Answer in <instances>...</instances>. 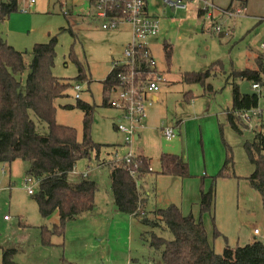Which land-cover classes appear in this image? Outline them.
<instances>
[{
  "label": "rangeland",
  "instance_id": "rangeland-1",
  "mask_svg": "<svg viewBox=\"0 0 264 264\" xmlns=\"http://www.w3.org/2000/svg\"><path fill=\"white\" fill-rule=\"evenodd\" d=\"M160 1L148 0L150 13L159 20V32L150 39V47L156 70L165 76V80L159 83L156 100L145 106L141 126L136 128L138 138L129 144L125 143L124 134L113 126L120 111L101 105L103 87L100 82L111 70V60L122 57V47L128 36L125 25L126 30L124 27L104 30L88 15L75 18V14L86 11V0H34L31 5L30 0H18V10L0 22V34L10 45L25 53L27 63L34 43L46 42L50 36L56 35L52 72L70 80L76 76L77 68L68 57L73 38L66 30L63 14L62 5L67 4L68 11L71 10L77 20L73 50L83 64L90 84L71 80L68 95L55 101V118L57 122L64 121L59 123L75 128L81 139L82 111L61 107L75 104L78 92L80 100L96 105L90 120V137L93 142L102 144L98 157L92 154L88 159L78 160L68 174V180L74 182L86 172L84 177L98 184L93 211L67 221L64 235H51L50 244L42 242L41 228L51 229L58 222V214L54 212L48 217L39 214L32 194L27 191L28 186L34 192L37 188V181L32 177L28 180L26 175L28 163L19 159L10 164L0 162V246L15 250V262L157 263L161 251L150 247L148 238L141 234L151 229L158 235L171 238L170 232L149 228L135 216L113 213L109 168L121 163L129 151L133 159L138 155L147 156L151 169L155 171L137 180L148 212L173 203L183 214L191 213L198 219L200 189L207 190L212 186V216L205 213L201 220L209 244L216 253H221L225 247L243 246L254 238L259 239L260 236L253 234L255 227L264 235V207L259 192L247 180L253 165L243 147L245 141L253 140L255 131L264 134V86L257 89L258 106L248 113L247 118L239 114L241 133L229 126L225 115V110L231 107V84L226 80L228 73L232 69H254V55H264L260 50V44L264 42V0H246L244 12L235 16L226 15L223 10L243 8L234 5L228 8L229 0H212L223 12H214L210 19L195 12L194 2L180 10L163 6ZM216 26L221 30H214ZM229 31L231 33L226 35ZM164 42L172 45L169 65L164 56ZM216 61H221L222 67L215 65V74L208 77L204 85L182 80L184 72L205 71ZM28 72L27 66L22 74L23 80ZM152 76L153 73H148L145 78ZM76 85H83L82 91H77ZM30 115L37 130L46 133V125L32 113ZM167 128L174 129L176 136L167 139L163 134ZM161 153L179 155L186 162L189 175L156 173ZM227 155H231L232 164L229 165L230 174L224 176L218 172ZM2 168L6 171L2 172ZM4 216L8 221H4ZM214 232H217L215 236Z\"/></svg>",
  "mask_w": 264,
  "mask_h": 264
},
{
  "label": "trees",
  "instance_id": "trees-1",
  "mask_svg": "<svg viewBox=\"0 0 264 264\" xmlns=\"http://www.w3.org/2000/svg\"><path fill=\"white\" fill-rule=\"evenodd\" d=\"M232 1L238 3L241 8L246 5V0ZM232 1L228 8H231ZM17 10L18 0H0V22ZM70 11L66 8L63 12L67 22L66 30L73 38L68 57L77 68L76 76L70 80L58 77L52 72L56 55V35L50 36L46 42L34 43L30 51L31 59L27 63L24 60L25 53L10 45L0 34V162L10 164L17 159L26 161L28 163L26 175L37 181L32 198L37 204L39 214L48 217L57 212L58 222L53 224L51 229L41 228V238L45 244H50L51 235H64L67 221L93 211L95 192L98 189L95 181L84 176L74 182L68 180V174L78 160L88 159L92 154L95 157L99 155L102 144L93 142L90 137V120L96 105L76 98L75 104L61 106L68 110L77 108L82 111L80 140L77 138L75 128L61 124L55 118V101L68 95L67 91L72 87L71 80L90 82L83 64L73 50L77 35L74 29L77 25L75 18L79 15L87 16L77 13L73 18ZM89 19L94 21L92 18ZM163 50L169 65L172 45L164 42ZM254 64V69L230 70L226 79L230 80L231 84V107L225 110L226 120L237 133L242 132V126L239 124L242 119L239 114L256 108L259 100V91L256 90L257 94L244 95L240 91V84L247 80L250 84L264 86V55H256ZM215 65L222 67V62H213L202 72H184L182 80L185 83L204 85L207 78L215 74ZM27 66L29 72L23 80L22 74ZM124 69L122 65L112 67L101 81L103 87L101 105L110 106V91L115 85H121L117 74L124 72ZM209 87L210 85L207 86ZM31 113L40 123L46 125V133L41 134L37 130ZM243 147L249 162L253 165V171L247 180L250 186L259 192L264 207V134L255 131L253 140L245 141ZM231 158V155L226 156L218 174L224 176L230 174ZM109 169L111 195L117 209L135 216L149 228L167 230L171 234V238H165L151 229L141 234L142 237L148 238L150 247L161 251L160 260L154 264H264V243L261 242L264 235L261 231L259 239L254 238L243 246H235L234 251H231L230 247H225L221 253H216L211 247L201 215L207 213L212 216L214 208L212 186L207 190L200 189L198 219L191 213L183 214L173 203L148 212L145 210L146 199L138 190L137 180L155 172L151 169L149 158L138 155L130 163L122 161L110 165ZM156 173L180 177L189 175L186 162L179 155L170 153L159 155V170ZM211 181L213 182L214 178ZM216 234L217 232H214V236ZM0 249L1 264H21L13 260L15 252L13 248L0 246Z\"/></svg>",
  "mask_w": 264,
  "mask_h": 264
},
{
  "label": "built area",
  "instance_id": "built-area-1",
  "mask_svg": "<svg viewBox=\"0 0 264 264\" xmlns=\"http://www.w3.org/2000/svg\"><path fill=\"white\" fill-rule=\"evenodd\" d=\"M34 0H30V5ZM164 6L173 9L184 10L189 3L194 2V10L202 17L210 19L214 12H223L229 16L241 13V9L220 10L212 0H161ZM86 11L80 12L96 19L100 27L104 30L117 29L125 25L130 31V38L122 51V57L113 62L112 67L122 65L124 72L117 74L121 85H115L110 93L109 104L120 111V116L115 121L116 128L124 134V141L129 144L137 135L136 128L141 126V118L145 114V106L156 100V93L160 90L159 83L165 80V76L157 72V66L151 52L150 39L159 32V20L155 15L149 14L147 10V0H86ZM66 11L67 4L62 5ZM200 16V17H201ZM216 31L221 27L216 26ZM260 49L264 53V43L260 44ZM148 73H153L150 78H145ZM251 89L257 90L258 84H250ZM80 91V85H76ZM79 97L76 92L75 98ZM248 112L242 113V118L248 117ZM167 139L176 136L172 128L163 131ZM133 160L129 151L122 160L130 163ZM2 172L5 169L2 168ZM30 180V176H28ZM27 191L32 194L33 189L28 186ZM7 216H4L6 219ZM255 236H260V230H253ZM264 243V237L261 238ZM234 251V248L230 249Z\"/></svg>",
  "mask_w": 264,
  "mask_h": 264
},
{
  "label": "crops",
  "instance_id": "crops-1",
  "mask_svg": "<svg viewBox=\"0 0 264 264\" xmlns=\"http://www.w3.org/2000/svg\"><path fill=\"white\" fill-rule=\"evenodd\" d=\"M231 1L232 0H229V2H228V4L226 5L227 7L229 6V4L231 3ZM161 2V1H160ZM233 2V1H232ZM236 3V2H235ZM161 4L163 5V3L161 2ZM232 5H234V6H237L238 7V3H236V4H233L232 3ZM164 6V5H163ZM232 7V6H231ZM147 10H148V12H149V14H152V15H154L152 12L150 13V11H149V7H148V0H147ZM181 10V9H180ZM244 12V8L242 9V13ZM156 16V15H155ZM157 17V16H156ZM262 17V16H261ZM158 18V17H157ZM260 18V17H259ZM259 18H258V20H259ZM262 20H264V16H263V19ZM121 27H124L125 28V26H123V25H121L120 26V28ZM228 27H230V31H231V26H228ZM125 30H126V28H125ZM229 31V33H227L226 35H228V34H230L231 32ZM127 38H126V41L124 42V44H123V47H122V51H123V48H124V46L126 45V43L128 42V40H129V38H130V31L129 30H127ZM262 43H264V42H262ZM261 50V49H260ZM261 53H263L262 51H261ZM258 54H260V53H257L256 55H258ZM264 54V53H263ZM121 55H122V53H121ZM256 55H254V57L256 56ZM121 57H118V58H116V59H114V60H111V68H112V65H113V62H115V61H117V60H119ZM102 80H100V82H101ZM83 85H85V83H83ZM83 85H81V86H83ZM81 86H80V88H81ZM80 91H82V89L80 90ZM157 97V96H156ZM78 98H80V94H79V97ZM58 100V99H57ZM227 109H229V108H227ZM56 112H57V109H56ZM59 121V120H58ZM59 122H62V123H64V121H59ZM115 124V123H114ZM114 124H113V126H114ZM137 136H138V134H137ZM77 138L78 139H80L79 137H78V135H77ZM138 138V137H137ZM98 165V164H97ZM109 165V164H108ZM98 166H101V165H98ZM5 169V168H4ZM153 170V169H152ZM5 171H6V169H5ZM71 173V172H70ZM69 173V174H70ZM86 173V172H85ZM85 173H82V176H84L85 175ZM110 179V178H109ZM79 180V179H78ZM69 181H71L70 179H69ZM111 197H112V195H111ZM143 197H144V195H143ZM111 200H112V202H113V198H111ZM113 204H114V202H113ZM114 209H113V213L115 214V215H117V213L119 214V213H121L118 209H117V207L115 206V204H114V207H113ZM145 210L147 211V209L145 208ZM4 221H8V219H4ZM12 227V226H11ZM0 255L2 256V252H1V249H0ZM0 264H1V261H0Z\"/></svg>",
  "mask_w": 264,
  "mask_h": 264
},
{
  "label": "water",
  "instance_id": "water-1",
  "mask_svg": "<svg viewBox=\"0 0 264 264\" xmlns=\"http://www.w3.org/2000/svg\"><path fill=\"white\" fill-rule=\"evenodd\" d=\"M240 91L242 94L244 95H253V94H257L256 90L251 89L250 87V82L245 80L240 84ZM137 135L135 136V139H137Z\"/></svg>",
  "mask_w": 264,
  "mask_h": 264
}]
</instances>
